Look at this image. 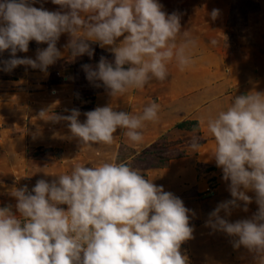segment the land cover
Instances as JSON below:
<instances>
[{
    "label": "clouds",
    "instance_id": "1",
    "mask_svg": "<svg viewBox=\"0 0 264 264\" xmlns=\"http://www.w3.org/2000/svg\"><path fill=\"white\" fill-rule=\"evenodd\" d=\"M37 2H0V53L10 52L9 59L0 60V71L24 65L46 73L63 56L57 42L65 33L64 47L73 58L93 57L92 43L113 55L111 61L101 56L97 64L81 66L86 79L112 97L142 89L153 79L164 81L173 61L180 71L195 63L196 41L181 32L180 14H167L158 0H51L57 11L32 6ZM210 15L215 20L219 10ZM30 41L47 47L38 48L35 59L18 57L28 52ZM159 109L156 102L138 115L111 105L96 107L84 113V122L76 108L66 109L68 115L42 109L39 117L66 121L82 146L112 145L117 129L139 145L145 122H156ZM206 123L215 140L211 157L223 180L230 181L232 198L209 213L205 226L233 237L234 248L244 246L264 264V92L235 96ZM189 147L198 152L199 135ZM117 160L113 154L111 162L95 167L76 164L51 182L37 180L30 191L26 185L13 188L16 212L11 205L0 207V264H189L181 246L193 238L194 212L130 163ZM249 191L258 210L251 218L229 222L226 217L240 202L248 211Z\"/></svg>",
    "mask_w": 264,
    "mask_h": 264
},
{
    "label": "rangeland",
    "instance_id": "2",
    "mask_svg": "<svg viewBox=\"0 0 264 264\" xmlns=\"http://www.w3.org/2000/svg\"><path fill=\"white\" fill-rule=\"evenodd\" d=\"M187 1L191 9L195 10L194 6L204 0ZM221 4L227 8V23H209L213 21L210 15L213 8ZM32 6L49 11L59 10V6L51 0H39ZM202 18V15L195 13L193 21H202ZM187 33L189 38L196 41V45L206 40V55L212 60L210 74L216 75L219 68L224 80L228 82L225 94L235 96L241 86L242 68L258 56L256 46L261 45V42L257 40L264 37V0H207L206 31ZM62 36L67 38L63 45L60 42ZM61 37L57 48L63 56L49 66L46 73L24 65L10 73L0 71V207L11 205L13 212H16V199L10 195L13 188L26 185L30 191L37 180L46 179L51 182L58 175L70 173L76 164L95 167L111 162V149L115 143L117 162L130 163L148 179L150 174L170 167L172 163L193 171L182 186L172 185V189L163 186L164 190L182 199L185 207L195 214H190V225L194 227L193 238L181 246V252L188 258L189 264H259L255 253L242 245L234 248L233 237L205 226L209 213L220 202L232 198L228 191L230 181L223 180V172L217 170L215 162H203L204 158L214 160L211 155L215 146L209 144L211 138L201 132L203 146L194 152L189 143L193 136L198 135L197 132L176 128L182 121L198 120L195 112L205 105V98L198 101L196 97L199 90L191 85L193 72L199 66L195 60L201 48L195 47V63L184 71L179 70L175 61L171 62L167 78L164 81L153 79L142 88V95L135 107L133 104L121 107L117 98L109 104L116 111L133 115L141 114L144 107L152 102L160 105L158 120L145 122L141 130L144 137L141 144H133L122 135L121 129L114 133L115 141L112 145L93 144L92 147H86L71 134L66 121L57 123L47 120V116L44 119L39 117L42 109L47 110L49 115H68L70 112L66 109H77L92 103L91 98L75 101L78 89L82 97L85 91L90 93L95 86L84 83L75 85V72L71 67L73 57L64 47L69 35L65 33ZM213 39L218 41L216 45L211 43ZM46 47V44L30 41L28 52H18L17 56L35 59L37 49ZM9 58V51L0 53V60ZM213 84V81L209 84L210 88ZM200 90L204 91L205 85ZM70 91L72 105L66 108L62 106V101ZM103 93L96 96L92 110L100 107L97 98ZM80 112L79 119L87 111ZM105 147L109 151H103ZM156 185L161 186L158 183ZM240 203L241 207L233 209L232 214L226 217L229 222L251 218L256 212L253 203L248 205L247 212L242 210L243 202ZM220 215L225 217L224 212Z\"/></svg>",
    "mask_w": 264,
    "mask_h": 264
},
{
    "label": "crops",
    "instance_id": "3",
    "mask_svg": "<svg viewBox=\"0 0 264 264\" xmlns=\"http://www.w3.org/2000/svg\"><path fill=\"white\" fill-rule=\"evenodd\" d=\"M204 1L200 5L199 3H197V5L194 6L195 10H192V6L188 3L187 0H158V2L162 5V10L167 14H171L173 12H177L180 14L181 32L206 31L207 0ZM208 7L212 8V6L210 5ZM213 9H218L219 15L215 21H209V23H218L223 25L226 24L227 17H225V15L227 8L225 4L216 6ZM195 13L196 15L203 16L202 21H193V16ZM65 39L67 38H65L64 36L61 37L60 42L62 45L64 44L63 42L65 41ZM120 39H122V37ZM179 39L180 38H178V41ZM260 39L261 40L257 41L258 43L261 42V45H259L258 47L256 46L258 56L253 58V62H251V64L242 68L243 73L240 78L241 86L235 93V96L244 95L252 91L264 92V37ZM196 47L201 48V51H199L200 55L195 60L199 66L193 72L194 74L192 76L193 78L191 85H193L192 87L196 86L198 88L199 91L197 93L196 99L201 102V100L205 98V105H203L202 107L200 106L197 109L195 115L198 120H195L199 122L202 134H205V136L211 138L209 144L215 146L214 137L207 131V119L210 117L214 118L220 111L226 110L233 102L235 96L225 94L224 89L227 87L228 82L224 80V77L221 74V70H219V68L216 72V75L210 74L209 68L212 60L208 55H206V40L203 39L201 41V44L196 45ZM215 79H217V81ZM212 81L214 82V84L210 88L209 84ZM204 85L205 90L201 91L200 89L201 87H204ZM141 91L142 89H133L123 95H117L115 97L110 96L108 92H106L98 96L97 104L100 107L106 104L109 105L111 104L112 100H114V98H117V100L120 102L121 107H129L130 104H133V106L135 107V105L138 103L137 101L139 97L142 95ZM215 94L216 96H214ZM63 105L66 108H70V106L72 105L71 91L70 93H68L64 101H62V106ZM85 119L86 117L82 116L79 120L81 122H84ZM202 119L204 121L203 123L200 122ZM120 130L121 129H117V132H119ZM116 147L117 145L114 143L111 149L112 154H116ZM102 150H105L106 152L109 151L106 147ZM203 162H205L206 164H212L213 162H215V160L204 158ZM216 168L217 170L222 171L221 168ZM190 174H193V171H191L190 169L180 168L176 163L175 165H173L172 163L170 167L160 169L158 172L150 174L149 179L152 180L155 184L158 183L159 185L165 187L170 186V189H172V185L182 186L183 183L187 182L188 176ZM247 194L250 197H253L252 203L254 205L255 211H257L258 205L255 203L254 192L249 191L247 192Z\"/></svg>",
    "mask_w": 264,
    "mask_h": 264
},
{
    "label": "trees",
    "instance_id": "4",
    "mask_svg": "<svg viewBox=\"0 0 264 264\" xmlns=\"http://www.w3.org/2000/svg\"><path fill=\"white\" fill-rule=\"evenodd\" d=\"M91 47L94 49V55L93 57L89 58L86 54L83 56H79V57H75L73 58V64H72V68L74 69V83L75 85L79 86L80 84L84 83V84H91L93 86H95L92 82H89L86 79V74L82 69V65L83 64H91V65H95L99 62V59L101 56H105L108 60H113V55L111 53H109L108 51L102 49L99 47L98 44L96 43H92ZM103 92H108L103 86L101 87H96L93 89L92 92H88L85 91L84 95H82V97L80 96V91L79 89L76 91V96H75V101H85L88 98L92 99V103L91 104H87L83 107H79L77 109H79L80 111H90L93 109V104H94V100L96 98V96L100 93ZM176 128L181 129V130H189V131H195L197 132V134L200 136L201 135V128L199 125V122L196 120H185L182 121L181 123H178L176 125ZM203 144V141L201 140V145Z\"/></svg>",
    "mask_w": 264,
    "mask_h": 264
}]
</instances>
